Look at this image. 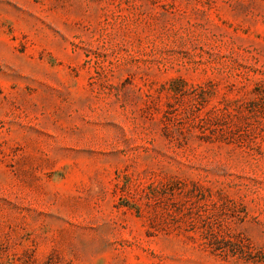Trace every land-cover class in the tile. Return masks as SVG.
<instances>
[{
    "label": "rangeland",
    "instance_id": "1",
    "mask_svg": "<svg viewBox=\"0 0 264 264\" xmlns=\"http://www.w3.org/2000/svg\"><path fill=\"white\" fill-rule=\"evenodd\" d=\"M0 264H264V0H0Z\"/></svg>",
    "mask_w": 264,
    "mask_h": 264
}]
</instances>
